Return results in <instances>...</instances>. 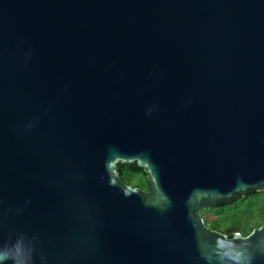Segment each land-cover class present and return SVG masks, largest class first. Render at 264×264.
Here are the masks:
<instances>
[{"label":"water","instance_id":"obj_1","mask_svg":"<svg viewBox=\"0 0 264 264\" xmlns=\"http://www.w3.org/2000/svg\"><path fill=\"white\" fill-rule=\"evenodd\" d=\"M261 189L264 0H0V264H264Z\"/></svg>","mask_w":264,"mask_h":264},{"label":"flooded vegetation","instance_id":"obj_2","mask_svg":"<svg viewBox=\"0 0 264 264\" xmlns=\"http://www.w3.org/2000/svg\"><path fill=\"white\" fill-rule=\"evenodd\" d=\"M252 197H256V198H252ZM257 200L256 205L251 206L250 204ZM242 205V206H239ZM222 205H218L215 206L211 209H206V210H200V213L203 217V220L206 224V226L213 231H218L222 234H225L226 236H231L234 234H239L241 236H247L250 233L246 234V229L248 227L256 229L259 228L260 226H262L264 224V219H263V215H264V189H261L257 192H254L252 194H249L245 197H242L230 204H225L223 205L225 208H228L227 210L231 212V215L236 219V221L234 222H228L227 220L224 219H220L218 218L220 215H214L218 212V210L220 209ZM254 209H256L255 211H253ZM202 211H211L212 215L216 216L218 218L217 220H214V225H213V229L211 227V223L209 222L204 216ZM236 216H238L236 218ZM241 216H245L248 220L247 223H241L238 221V218ZM261 224L260 226L255 227V224ZM252 229V230H253Z\"/></svg>","mask_w":264,"mask_h":264},{"label":"trees","instance_id":"obj_3","mask_svg":"<svg viewBox=\"0 0 264 264\" xmlns=\"http://www.w3.org/2000/svg\"><path fill=\"white\" fill-rule=\"evenodd\" d=\"M117 172L120 174L123 182L126 185L146 190V181L149 175L144 171L143 168L139 167L137 162H132L130 164L118 162ZM252 198H256V197H252ZM256 203H257V200L253 201L250 205L254 206L256 205ZM239 206H242V205H239ZM227 209L228 208H225L222 205L215 215H223L226 213ZM237 217L238 216H236V218ZM263 219H264V215H263ZM213 225H214V221H212L211 223L212 229H213ZM260 225H261L260 223L259 224L257 223L255 224V227L260 226ZM252 229L253 228L248 227L246 229V234L250 233Z\"/></svg>","mask_w":264,"mask_h":264},{"label":"rangeland","instance_id":"obj_4","mask_svg":"<svg viewBox=\"0 0 264 264\" xmlns=\"http://www.w3.org/2000/svg\"><path fill=\"white\" fill-rule=\"evenodd\" d=\"M264 209V208H262ZM256 209H254L253 211H255ZM203 213V216L209 221V222H212L214 220H217L218 221V218L220 219H224V220H227L228 222H234L236 221V219L231 215V212L230 211H226L225 214L223 215H220L218 218L216 216H214L215 214L212 213L211 211H202ZM214 214V215H212ZM247 218L245 216H241L238 218V221L241 222V223H247Z\"/></svg>","mask_w":264,"mask_h":264}]
</instances>
